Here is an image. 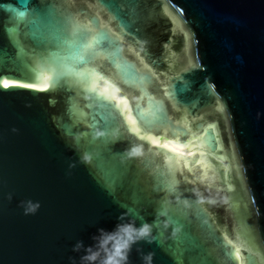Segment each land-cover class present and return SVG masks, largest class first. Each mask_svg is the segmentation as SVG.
<instances>
[{"label": "water", "instance_id": "obj_1", "mask_svg": "<svg viewBox=\"0 0 264 264\" xmlns=\"http://www.w3.org/2000/svg\"><path fill=\"white\" fill-rule=\"evenodd\" d=\"M129 220L127 264H264V0H0V264Z\"/></svg>", "mask_w": 264, "mask_h": 264}, {"label": "clouds", "instance_id": "obj_2", "mask_svg": "<svg viewBox=\"0 0 264 264\" xmlns=\"http://www.w3.org/2000/svg\"><path fill=\"white\" fill-rule=\"evenodd\" d=\"M151 226L137 225L129 220L117 225L110 233L101 232L95 248H87L81 258L85 264H127L128 251L137 240L148 238ZM145 264H151V254L144 256Z\"/></svg>", "mask_w": 264, "mask_h": 264}, {"label": "snow or ice", "instance_id": "obj_3", "mask_svg": "<svg viewBox=\"0 0 264 264\" xmlns=\"http://www.w3.org/2000/svg\"><path fill=\"white\" fill-rule=\"evenodd\" d=\"M22 3L24 4H27L28 3V0H22ZM15 11V10H14ZM17 16L20 18L21 21H23L27 16H28V11L27 9L25 11H20V12H17ZM43 17H42V14L39 15V16H34V18L32 19L31 21V24L33 26V35H35V32L37 31L39 25H40V21H42ZM18 30V29H17ZM9 31H12V29H9ZM106 37L104 35H101L98 39L99 40H103L105 39ZM66 43H74V42H67ZM20 53L23 54L24 53V48L21 46L20 47ZM93 53L91 51V45L88 46V52H87V55L88 56H91ZM62 62V67H63V71L62 72H58L57 73V80L63 78L64 76H67V75H71V76H75V77H82L84 75V73H81V72H78L76 70V68L74 67V65H70V64H67V63H63V61L67 58H59ZM71 59L78 63V62H85L87 63V59H86V54L85 52L83 51H78L76 53H73L71 55ZM95 69L92 70L93 73H95ZM4 86L7 87L8 86V81L5 80L4 82ZM132 123L135 124V120H132Z\"/></svg>", "mask_w": 264, "mask_h": 264}]
</instances>
